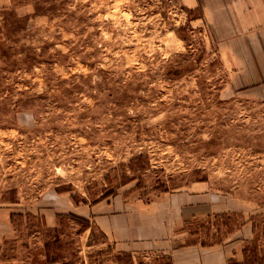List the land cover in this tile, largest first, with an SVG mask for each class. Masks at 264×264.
<instances>
[{"label":"rangeland","instance_id":"1","mask_svg":"<svg viewBox=\"0 0 264 264\" xmlns=\"http://www.w3.org/2000/svg\"><path fill=\"white\" fill-rule=\"evenodd\" d=\"M201 14L183 0H0V264L54 234L65 264H168L40 213L61 193L149 200L192 184L229 208L188 221L194 237L217 242L247 216L264 262V96L234 86Z\"/></svg>","mask_w":264,"mask_h":264},{"label":"crops","instance_id":"2","mask_svg":"<svg viewBox=\"0 0 264 264\" xmlns=\"http://www.w3.org/2000/svg\"><path fill=\"white\" fill-rule=\"evenodd\" d=\"M183 2L188 9L199 7L202 13L199 18L205 20L217 35L219 52L231 64L237 83L234 86L240 87L238 82L249 83L252 85L250 93L264 96V0ZM58 195L56 209L49 208L44 214L40 213L45 225L56 227L58 214L71 213L88 220L99 231L104 244L116 252L166 255L170 264H239L245 259V244L254 236L253 223L246 216L217 242L195 238L186 227L188 221L229 209L217 198L219 195L202 185L160 192L149 200L117 194L82 204L62 193ZM16 235L14 239L19 237ZM37 235L34 229L27 232L28 237L37 239ZM47 240L36 246L35 254L33 245L25 243V247H29V256H13V264H61L59 261L47 262L44 248Z\"/></svg>","mask_w":264,"mask_h":264},{"label":"trees","instance_id":"3","mask_svg":"<svg viewBox=\"0 0 264 264\" xmlns=\"http://www.w3.org/2000/svg\"><path fill=\"white\" fill-rule=\"evenodd\" d=\"M29 214H31V213H29ZM31 216H34V215H31ZM57 216L58 217L59 216H61V217L63 216V217H69L71 219H75L76 221H78L79 223H81L83 225L81 230H84L85 228L89 227V224L87 223L86 219L77 217V216H75V215H73L71 213L67 214V215L66 214H58ZM53 228H54V230H56V227H53ZM231 230L232 229L229 227V232ZM59 242H60L59 241V236L57 234H54L52 237H49V240H47L44 243V248H45V254H46L47 262L59 261V262H61V264H65L62 255H59L57 253H54V254L52 253L53 252V246L57 245ZM244 252H245V259H244V261L242 263H239V264H264L263 259H261V258H259L258 261H255V263H252V260L250 258L253 255H251L250 250L248 249L247 245L244 246ZM168 264H170V262ZM229 264H232V262H229Z\"/></svg>","mask_w":264,"mask_h":264}]
</instances>
